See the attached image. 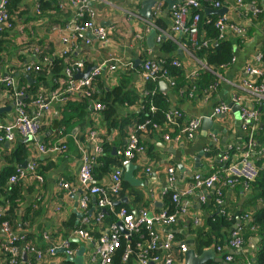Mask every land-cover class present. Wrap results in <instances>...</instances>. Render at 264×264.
Returning a JSON list of instances; mask_svg holds the SVG:
<instances>
[{
    "label": "crops",
    "instance_id": "crops-1",
    "mask_svg": "<svg viewBox=\"0 0 264 264\" xmlns=\"http://www.w3.org/2000/svg\"><path fill=\"white\" fill-rule=\"evenodd\" d=\"M143 1L145 0H135L134 3H131L130 0L96 1L94 7L97 11V24L107 30L109 29L108 40L106 43H100L90 34H87V37L91 40L89 45L78 42L69 47L66 61L87 65L77 73L84 74L89 68L106 65L110 59H118L122 63H132L133 68H135L136 60L156 62L161 60H158L159 44L157 43V37L161 36L165 30L159 28L156 30L153 46H151L148 37L152 30L147 32V29L149 24H153V19L146 21L136 16V12L142 8L140 3ZM223 1V4L227 1L234 4L235 0ZM41 2H44L42 11L40 9ZM158 2L165 4L164 12L167 8L166 2L157 0L156 3ZM252 4H246L247 10L241 12L230 11L228 14L231 20L244 25L246 32L241 47L236 44L234 39L236 37L228 36L236 44L234 46L235 61L231 67L222 70L224 76L217 75L219 83L216 90L189 100L186 96L184 98L172 96L168 87L167 91L162 92L168 95V109L181 111L184 119L210 117L214 105L222 101L230 103L235 85L240 84L244 79H250L245 70L248 65L255 64L256 54L261 53L264 47V35L260 31L263 21H257L253 15V9L257 5L253 7ZM15 9L14 15L11 17L12 27L2 32L0 41V81L9 76L14 82V86L10 89L14 91L13 96H9L8 90L0 83V124L12 121L15 108L19 103L24 106L28 115L37 114V110L33 107L29 98L31 96L22 97L20 98L21 101H18L19 98L15 97L16 93H23L29 86L35 84L30 75L33 73L26 74L24 66L39 64V52H41V55L46 52L53 56H62L64 50L68 48L61 41L67 35L64 27L74 16V9L70 6L68 0H20ZM163 12L160 17L164 22L163 24L169 29L171 24L170 14L163 16ZM251 28L253 30L249 32ZM162 40H165V37ZM180 46L181 44L177 45V53L181 57L178 61L186 70L187 75L199 72L204 64L197 61L189 50H183ZM141 57H144L145 60H142ZM125 72L127 71L118 70L111 79H107L106 68L100 78L103 79L105 86H112L111 82L115 83L119 75ZM21 77L26 78L27 82H23ZM135 86L136 88L139 87L138 80ZM42 87L39 89L40 96L51 90L50 87L48 90L46 85ZM159 87L161 91L162 86ZM95 89L97 90L96 87ZM239 94L242 97L239 107L257 108L254 106L253 97H247L241 91H239ZM2 108L4 110H1ZM62 110L63 104L54 102L51 104L48 114H41L39 117L41 128L35 141L16 138L11 144L0 143V170L6 167L5 157L7 161L18 144H27L29 157L25 161L26 166L28 163H35V171L41 177L40 182L35 180L33 174L26 170V167L21 166L24 162L17 167L25 173L24 177L17 181L22 187L23 199L19 202L18 209L10 216V219L13 223H16V232L26 234L31 243L29 245L45 252L40 262H36L30 255L21 254L20 264H65L66 261L72 262L80 248L84 249L82 264H90L94 251L93 246L84 244L77 238L72 237V233L82 227V219L85 217V215L83 217L78 207L80 194L78 172L81 156L77 147H75V140H79L87 150L92 147L94 139L96 144H99V139H102V141L104 139L108 140L111 144V153L113 154L115 151V156L119 155L118 153L122 152L126 145L127 138L120 137L118 130L107 129V125L102 121L101 111H92L89 105L80 111L81 116L77 118L78 112L76 110L72 114L73 120L70 121V124L60 128L59 126L66 115ZM259 110L261 111L260 107ZM127 111L128 113H137L138 107H129ZM212 121L216 125L214 132L212 130L203 131L200 127L197 137L192 142L181 141L176 143L173 139L166 142L156 132L151 134L140 133L138 135L137 140L144 150L138 153L135 152L130 162L136 166L135 177L144 182L143 187H137V189L143 194L147 203V207L144 208L149 212L158 213L163 210L162 201L150 200L149 190L155 188L158 184L159 187L164 184L168 167L175 168L176 184L178 188H182L192 182L191 178L195 173L208 175L211 172L218 173L221 171L220 156L229 145L243 146L246 132L249 129L243 130L241 124H234L235 121H240L238 115L235 116L231 112L225 116H220V118H212ZM259 122L254 127V134L256 132L255 128L261 125ZM132 131L130 129V133ZM176 132L175 130L171 135L174 136ZM213 135L216 138L215 142L212 140ZM171 138H175V136ZM58 144L66 145L65 151L61 154H41L39 152V146L50 148ZM209 146L216 148L219 155L207 159L206 150ZM258 150L260 149H257L256 152ZM199 152H202V155L199 161L195 163L194 158ZM120 159L122 161L124 158L120 156ZM109 175L110 173H95V184L102 188H108L110 185ZM61 184H67L70 189L64 190ZM131 196H134V194L132 193ZM123 198H126V203L131 207L132 212L143 209L142 206H132L131 201L133 199L131 197L125 196ZM249 198V193L244 191L241 186L222 189L223 211L227 214L228 219L231 216L235 218V223L231 226L230 231L234 230L236 225L241 224V219L244 220L243 217L251 218L248 205ZM211 201L215 204L213 190L206 192L202 190L191 197L183 198L182 204L186 209V213L184 216L179 217L177 223L169 230L178 243L185 244L188 250L194 251L195 255L198 256L203 251L211 250L215 253V258H219L214 245L204 248L201 253L195 250V233L193 231L196 227H194L192 220L193 218L200 219V226H203L205 224L204 217L219 215V207L216 208L213 203L212 205L209 204ZM89 207L87 215L91 224L95 215L94 199L91 200ZM23 219L24 222H22ZM158 231L163 233L161 229H158ZM64 238L71 239L70 242L75 245L73 256H66L64 250L60 248L53 255L46 253V248L58 244ZM3 239L4 237L0 231V245ZM242 240V247L230 253L233 260L229 263L226 262V264H253L255 262L262 239L257 235L247 234V237L242 238ZM172 256L175 260L174 264H186L185 254H181L177 247L173 248ZM5 260L6 258L0 249V264H5ZM206 264L218 263L208 260Z\"/></svg>",
    "mask_w": 264,
    "mask_h": 264
},
{
    "label": "built area",
    "instance_id": "built-area-1",
    "mask_svg": "<svg viewBox=\"0 0 264 264\" xmlns=\"http://www.w3.org/2000/svg\"><path fill=\"white\" fill-rule=\"evenodd\" d=\"M97 0H68L70 6L74 9L73 18L68 21L64 27L65 35L61 41L63 44L67 45L68 48L64 50L62 56H66L69 47L75 45L78 42L84 45H89L91 40L87 37L90 34L100 43H106L109 34V29H105L97 24V11L94 4ZM175 3L171 6L169 10L171 24L170 28L161 35L157 37V43L159 44L162 39H169L172 42L181 44L183 50H187V45L181 42V38H184L190 42L191 47L197 45V33L198 24L200 21V11L202 10V3H209L211 6L210 10H218L221 8L226 9V13L218 16L215 22V28L218 31L219 40L228 38V36H234L237 38H244L246 27L235 21L231 20L228 16L229 12H241L247 10V5L243 3L242 0H235L234 4L228 1L220 3L218 1L212 0H173ZM10 0H0V40L1 33L5 29H10L11 22L8 14V6ZM254 7V4H252ZM164 4L158 2L155 4L152 10V19L159 18L163 12ZM194 10L195 13L191 15V11ZM264 14V2L259 9V7H254L253 15ZM132 16L131 14H129ZM149 30H158L154 24H149ZM261 33L264 35V23L260 28ZM203 46H207L206 42H203ZM190 56V54H189ZM235 57L231 60L234 63ZM43 62L48 63L47 59ZM255 64L248 65L245 73L250 79H244L240 84L235 85L234 93L231 96L230 103L219 102L212 108L210 118L225 116L232 112L231 104L240 105L242 97L239 94L241 91L245 96L254 98V106L262 108L264 105V56L262 53L256 54L254 58ZM71 64L63 71V77L65 79L58 82L55 81V87L57 89L52 90L47 93L46 97L38 95L35 99L31 100L33 107L37 110V114L28 115L25 112L24 106L18 104L15 108V115L11 122L0 124V143H13L16 138L28 139L35 141L41 124L39 117L41 114H48L51 109V104L62 103L66 100V96L78 95L89 98L91 96L92 90L95 85L97 78L103 74V70L107 68V79L111 77L118 70L131 71L133 69L132 63H122L118 59H110L106 65L95 67L86 78H75L78 71L83 69V64L74 63L68 61ZM173 67H182L181 63L177 60L171 62ZM203 68H206L203 65ZM40 64L33 65L28 64L24 66V72L29 74L32 71H40ZM76 71V72H75ZM199 72H195L192 75L189 74V78H194ZM218 77V76H217ZM219 79V77H218ZM137 80L139 84V89L147 82H164L167 86H173V80L168 76L167 72L162 69L159 62L156 61H142L138 65L137 70ZM65 82V83H64ZM0 83L4 85L7 90H10L14 85L13 79L9 76L4 77ZM219 83V82H218ZM210 87L208 92L202 95L214 91L217 88V84ZM115 86L116 83H112ZM22 93H16L15 97L22 98ZM189 98L194 99L192 94H189ZM92 111L98 112L103 109V106L99 103H92ZM153 110V109H152ZM259 112L257 108H247L239 107L238 117L241 122L243 130L250 127V132L248 134L247 141L240 145H229L226 150L220 156V162L222 164V170L218 173H211L210 175H203L200 173L193 174L190 184L185 185L182 188H178L175 181V168L168 167L166 169V179L164 184L159 187V184L155 188L149 190V197L152 200L162 201L166 194L171 193V201L175 204L176 210L173 213H168L167 210L163 208L158 213H151L148 210L141 209L138 212L127 211L121 208L117 213H115L117 223L109 224L108 226L104 224V213L106 209L113 207V203L116 202L112 198H116L122 189V174L124 167L133 158L134 153L143 151V147L139 144L137 136L134 132L130 133L127 137L126 145L124 150L120 153L124 159L120 162V165L116 167L109 175L110 185L108 188H102L95 184L93 178V169L96 165V160L98 157L103 155L102 139H99V144H96L94 139L93 145L90 149L87 148L75 140V147L80 153V167L78 172V184L81 193L79 194L78 207L84 217L82 219V226H89L90 221L88 217L89 206L91 205V200L94 199V209L95 213L94 223L99 226L100 233L97 239H93L90 235V230L86 228L76 229L72 233L73 238H77L82 243L87 245H92L94 248L90 264H111L112 256L114 252L119 248L121 239L129 240V238L136 233H139L142 229L146 232L147 238L143 240V235H139V238L143 240V244L137 243L136 248L137 261L136 264H174L175 260L172 256V251L174 247H177L181 254L188 252V247L183 243H178L173 233L169 230L172 226L177 223L179 217H182L186 213V209L182 204V199L186 197H191L200 191H214L215 203L219 207V214L225 215L223 211V200H222V189L223 188H233L236 184L240 183L241 188L244 191H248L250 184L254 182L257 177L258 169L255 166L254 160L262 158L264 155V145L256 152L257 142L253 139L254 127L258 124ZM164 126H158L152 124L151 128L153 132L161 135V138L169 142L172 139L176 143L181 141L192 142L198 135L202 118H188L184 119L183 113L176 109H169L164 114ZM149 122H145L137 127V131L142 134H148ZM175 133V138L171 134ZM93 136V135H92ZM213 142L216 141L215 136L212 137ZM215 147V145H213ZM66 149L65 144H58L57 146H52L50 148H44L39 146V152L50 153V154H61ZM208 149L206 150V152ZM36 164L28 163L26 170L33 174L35 180H41V177L36 173ZM148 171V170H147ZM149 172V171H148ZM25 173L16 168L15 173L9 179L10 183H16L20 178H23ZM64 190L70 189L67 184H61ZM2 217V209H0V218ZM243 221L248 220L247 216L243 217ZM192 223L194 226L200 225V219L193 218ZM121 226V228H120ZM158 229L163 230V233L159 232ZM0 231L4 237L0 248L7 256L5 264H20V255H30L36 262H40L43 258L45 252L34 248L29 244H24L26 237L23 233H18L13 230L9 223L6 221L1 222ZM239 226L231 231L225 248L228 250L229 254L222 253L220 247H216L215 251L219 257L229 263L233 260L230 253L234 250H239L243 245V240L239 234ZM60 248L64 250L66 256H73L75 250L70 247V240L64 238L58 242L56 245H51L46 248V253L53 255L55 251ZM129 250L125 252L122 257V261L126 262L128 258Z\"/></svg>",
    "mask_w": 264,
    "mask_h": 264
},
{
    "label": "trees",
    "instance_id": "trees-1",
    "mask_svg": "<svg viewBox=\"0 0 264 264\" xmlns=\"http://www.w3.org/2000/svg\"><path fill=\"white\" fill-rule=\"evenodd\" d=\"M212 1H218L220 3L224 2L223 0ZM242 1L247 5L249 3H253L254 5H257L259 9L264 2V0ZM19 3L20 0H10L9 2L8 14L10 17V22L11 17L14 15L16 10L15 8H17ZM43 3L44 2H41V11L44 8ZM210 9L211 6L209 3H202L196 39L197 45L195 47H191L188 40L184 38H181L180 40L187 45L191 55L197 61L202 62L206 67L202 68L196 77L189 78L186 70L183 69V67L176 68L171 65L173 60L178 61L181 59V57H179L180 55L177 53L178 50L176 43L169 39L161 40L159 43L158 60L161 59L159 62L162 69L167 72L168 76L174 82L173 86H168L169 90H171L172 96L174 95L175 97L179 98H184L186 96L189 100H191V98H189V94H192L193 98H195L197 96H201L205 92H208L211 86L219 82L217 75L224 76L222 70L233 65L231 60L236 56L234 46L237 44L239 47H241L243 44V38H234L236 44L234 40L230 38L219 40L218 31L215 28L217 17L206 14V12ZM190 13L192 15L195 13V11L192 10ZM255 17L257 21H263L264 23V14L260 13ZM163 23L164 22L161 17L157 19L154 18L153 20V24L157 28L167 31L168 29ZM252 30L253 28L249 29V32ZM203 42L207 43L206 47L202 45ZM261 53L264 56V47L262 48ZM44 59H47L48 63L43 62ZM141 59L145 60L144 57H141ZM39 64H41L40 71L30 74L32 79L35 81V84L29 86L28 89L23 92L24 94L22 93V97L24 98L31 96L29 97L31 100L35 99L38 95H40V87L44 85L48 87V90L49 87L51 90L57 89V87H55V81L58 82L65 79L63 77V71L65 68L71 66V64L66 61V56H53L46 52L42 53V55L39 57ZM86 66L85 64L83 65L84 68ZM137 70L138 67L131 71L120 74L115 86H105L103 79L97 78L89 98L83 97L81 95L78 96L68 94L66 96V100L60 103L63 104L62 111H64L66 115L59 127L62 128L65 127V125H69L70 121L73 120L72 114H74L76 110L78 112L77 118H80V111L89 105L91 107L92 103L94 102L103 106V109L101 110V118L102 121L107 125V129L118 130L120 137L127 138L130 134V129H132V132H134V134L138 137L141 132L137 131L136 129L139 125H142L145 122L150 123L147 127L149 130L148 134L153 133L151 128L152 124L163 127L165 122L164 114L169 110L168 95L163 94L160 91V81L147 82L142 86V88H136L135 83L137 81ZM21 79L23 82H27L26 78L21 77ZM51 90L46 91L48 93ZM8 92L9 96L14 95L13 90H8ZM47 93H45L43 97H46ZM134 106L138 107V112L128 113L127 108ZM257 110L261 115V119L259 116L258 121H260L259 123H261V125L263 124V126L261 127V125H258V127L255 128L256 132L253 135V139L257 142L255 147L256 150L262 147L259 145L264 144V107L261 108V111L259 110V107H257ZM124 113H126V115H124ZM247 129H249V131L246 132L245 142L247 141L250 127ZM16 147L17 148L13 153H11V156L7 161L5 157L6 167L0 170V209H2L0 224L1 222L6 221L13 230L16 229V223L11 221L10 216L14 214L15 210L18 209L19 202L23 199V196L22 187L19 182L9 183V179L15 173L16 168L25 162L29 157V147L27 144L20 143ZM45 148L47 147L45 146ZM102 148L103 155L98 157L96 160V165L93 169V178L95 173H111L116 167L120 165L121 162V155L115 156L111 153V144H109L108 140L104 139L102 141ZM218 155L219 152L216 148H213V146L208 147V151L206 152L207 159H212ZM254 163L258 169V174L254 182L250 184L249 190L247 191L250 195L248 205L251 211V218L246 221L241 219V224L239 225V234L241 239L246 238L247 234L257 235L262 239L260 243V250L257 252V257L253 264H264V155L262 158L255 159ZM235 186H240V183L236 184ZM132 193L134 196H131ZM125 196H129L133 199L131 201L132 206H142L143 209L147 210L144 208L147 207V203L144 200L143 194L138 191L137 188L131 187L127 183L123 182L122 189L118 196L112 199L114 201H118ZM162 203L163 208L167 210L168 213H173L176 210L175 204L171 201V193L164 195ZM212 203L214 204L212 201L209 204L212 205ZM214 205L217 208L216 203ZM121 208H124L129 212L132 210L127 203H121L119 205L113 206L111 208L112 210L106 209L104 213L103 227H105V225L108 226L109 224L117 223L115 213H117ZM95 213L97 212L95 211ZM240 216L242 217V214ZM94 218L89 226H82V228L88 229L87 231L90 230L89 233L93 239H97L100 233V227L95 225ZM204 218L205 224L203 226H194L196 227L193 231V233H195L196 252L201 253L204 248L214 245L215 248L220 247L222 249V253L229 254L228 250L225 248V245L231 234V226L235 223L234 216H231L230 219H228V216L225 213V215L219 214L214 217ZM22 222H24V219ZM76 228L77 226L75 229ZM23 234L26 237L24 244H31L26 234ZM139 235H143V240L147 238L146 232L144 229H142L139 233L133 234L129 240H124L123 238L121 239L119 248L112 256L111 264H136L138 253L136 245L137 243L143 244V240L139 238ZM70 247L73 248L75 245L70 242ZM127 250H129L128 258L126 262H123L122 257ZM4 257L7 259L5 254ZM65 264L73 263L71 261H66Z\"/></svg>",
    "mask_w": 264,
    "mask_h": 264
},
{
    "label": "water",
    "instance_id": "water-1",
    "mask_svg": "<svg viewBox=\"0 0 264 264\" xmlns=\"http://www.w3.org/2000/svg\"><path fill=\"white\" fill-rule=\"evenodd\" d=\"M131 3H134L135 0H130ZM166 2L167 4V8L164 10L163 12V16L167 15L169 13V10L171 8V6L175 3L173 0H163ZM157 0H145L143 2L140 3V6L142 7L141 10L137 11L136 12V16L137 17H140L146 21H150L151 18H152V10L156 4ZM226 13V9L225 8H221V9H218V10H208L206 12V14H210V15H214L216 17L218 16H221L223 14ZM149 37H148V40L150 41V45L153 46V39L155 38L156 36V31L155 30H152L150 33H149ZM142 61L141 60H136L135 61V65L134 67L136 68ZM91 69L93 70L94 68H89L87 69V71L84 73V74H79L77 73L75 78L78 77V78H86L89 73L91 72ZM28 79V78H27ZM160 86H162V89H161V92H165V90L167 91L168 90V86L166 83L164 82H160ZM18 101H21V99L19 98ZM239 106L238 104H231V109H232V112L233 114L236 116L238 115V110H239ZM7 109V108H6ZM1 110H4V108H2ZM215 118H220V117H215ZM234 124H241V122H237L235 121ZM216 128V125L215 123L212 121V118L210 117H203L202 118V121H201V129L203 131H208V130H212L214 132V129ZM28 140V139H27ZM113 154L115 155V151L113 152ZM202 155V152H199L197 154V156L194 158V162H198L200 157ZM23 168L26 167V162H24L22 165H21ZM135 171H136V166L133 165L131 162L128 163L124 169H123V174H122V180L123 182L127 183L129 186L131 187H134V188H137V187H143L144 185V182H142L141 180L137 179L135 177ZM81 193V191L79 192ZM121 203H126V198H122L121 200L119 201H116L113 203V206H116V205H119ZM121 228V226H120ZM83 252H84V249L83 248H80L76 255H75V258L72 259V262L74 264H82L83 260H82V255H83ZM215 253L212 252L211 250H207V251H203L200 255H195L194 251L193 250H188L187 253H185V259H186V264H206L208 260H211V261H214L218 264H226V262L219 257V258H215ZM150 264H153V263H150Z\"/></svg>",
    "mask_w": 264,
    "mask_h": 264
},
{
    "label": "clouds",
    "instance_id": "clouds-1",
    "mask_svg": "<svg viewBox=\"0 0 264 264\" xmlns=\"http://www.w3.org/2000/svg\"><path fill=\"white\" fill-rule=\"evenodd\" d=\"M40 53V52H39ZM39 57H40V54H39ZM40 66H41V64H40ZM35 72H37V71H32V72H30V73H35ZM29 73V74H30ZM10 89H12V88H10ZM9 93V92H8ZM130 163V162H129ZM119 201V200H118Z\"/></svg>",
    "mask_w": 264,
    "mask_h": 264
},
{
    "label": "rangeland",
    "instance_id": "rangeland-1",
    "mask_svg": "<svg viewBox=\"0 0 264 264\" xmlns=\"http://www.w3.org/2000/svg\"><path fill=\"white\" fill-rule=\"evenodd\" d=\"M115 83L117 84V81Z\"/></svg>",
    "mask_w": 264,
    "mask_h": 264
}]
</instances>
